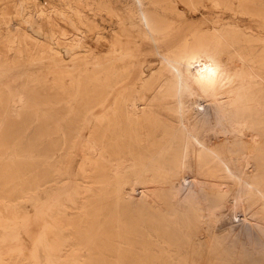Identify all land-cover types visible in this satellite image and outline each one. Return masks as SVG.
Here are the masks:
<instances>
[{
  "label": "rangeland",
  "instance_id": "obj_1",
  "mask_svg": "<svg viewBox=\"0 0 264 264\" xmlns=\"http://www.w3.org/2000/svg\"><path fill=\"white\" fill-rule=\"evenodd\" d=\"M69 1L74 12L65 8L76 22L82 16L88 24V17L94 21L88 26H97L111 8L124 27L103 31L99 41L106 46L87 39L94 53L79 47L70 56L43 57L11 71L0 62V264H52L50 255L73 245L78 249L73 264H264V256L246 246L231 252V235L217 233L191 202L182 208L172 203L164 166L174 168L179 157L182 96L175 95L174 80L158 87L159 58L173 47L178 39L173 37L199 30L175 56L185 61L203 48L223 63L227 79L212 87L218 89L217 100L231 118L248 120L246 142L258 146L242 148L245 140L232 139L221 148L225 154L245 153L264 187V0ZM179 8L187 13L186 27L163 37ZM141 12L160 30L145 31ZM59 65L62 78L55 72ZM143 70L149 74L139 81ZM132 101L142 102L141 116L130 109ZM168 115L175 122L169 123ZM225 192L208 194L212 204Z\"/></svg>",
  "mask_w": 264,
  "mask_h": 264
},
{
  "label": "bare ground",
  "instance_id": "obj_2",
  "mask_svg": "<svg viewBox=\"0 0 264 264\" xmlns=\"http://www.w3.org/2000/svg\"><path fill=\"white\" fill-rule=\"evenodd\" d=\"M70 4L71 2L69 0L0 1V62H4V66L7 70L11 71L14 66L22 65L25 63L31 65L34 60L42 59L43 57H53L54 59L67 57L72 55L79 47H86L85 50L94 53L93 51L95 49L91 47L89 48V46L86 45L87 39H92V41H95V43L98 45V42H100L102 45L106 46L107 43L105 41H99L101 38L103 39V31H108L110 29L116 31V29L124 27V24H122L120 20L121 18H119L118 15L114 12L115 10L113 11L111 8L107 9L106 14L105 12H103L104 15L100 12L102 14L100 19L101 21L96 23L97 26H88L89 23H94V21H92V19L88 18L87 16H85L87 17L85 19H87V21L90 20L89 22H87L88 24L84 23L83 20L81 21V19H83L81 18L82 16H77L76 22L71 19L72 17L70 16V12L68 11L70 8H73L70 7ZM65 7L70 8L67 10ZM88 8L90 7H86L87 10ZM102 9L104 8L102 7ZM76 14L78 15V13ZM95 14H97V12ZM98 16L100 17L99 12ZM186 18L187 13L185 12L184 8H179V14L175 18L174 24L171 25L170 29L164 31L162 33V36L164 37L170 35L180 26L186 27ZM140 22L145 31L157 32L160 30L155 29L151 26L150 21L147 19L143 12H141L140 14ZM82 24L85 27L83 26L82 28ZM114 24H116V26L110 27ZM64 26H70L68 28L71 30V32H68V30ZM198 31L199 30L193 28H190L189 30L187 29L186 32L179 31L173 37L175 39H178H176L177 41L170 49V51L167 54H160L161 56L159 55V61L163 63V71L159 74L158 87L162 89L169 83L170 80H174V82L176 83L175 95L182 96V100L180 102L181 106L178 105L177 100L174 101L177 103L178 107H180L181 110L178 115L179 117L177 116L181 133L180 150L178 154L179 157L176 160V165L174 168L169 167V165H165L164 169H167L166 171L163 170L167 173V176L170 179V182L168 183V191H171L170 193L172 203L175 206L182 208L188 202H191L192 205H194V209L197 211V214H199L202 219L206 218L208 220V223H210V227L214 226L217 233L223 231L229 233L231 235V252L237 254L244 246H246L251 250L253 254L264 256V216L260 215V210H264V187L258 182L255 177L256 165L252 160L246 157L245 153L225 154L221 148V145L225 146L226 144H229L232 139L236 140V142L245 140V143H241L242 148H254L255 146H258V144H251L249 142H246V140L249 141L250 139L246 131V128L249 124L248 120L243 118V116L242 118L239 116H233L231 118L230 115H228V113L225 111V107L221 103L222 100L221 102L217 100L218 89L213 90L212 88L215 86H219V84H222V82L227 79L228 71L225 69L223 63L217 62V60L214 59L215 56H207L203 51V48H201V50L199 51H195L189 54V58L185 61L175 56V53L181 48L187 50V45L184 46V44L188 43L189 38L196 37ZM122 54H124V52ZM31 69L33 70V72L40 71V69H35L34 67ZM55 72L58 74V78H62V74L65 73V70L62 69V65H59L58 69ZM31 74L33 75V73ZM141 74L142 76L140 74L139 76H141L142 78H140L139 81L143 79L144 75H147L149 73L143 70ZM39 77L40 76L33 77L31 81L37 83ZM54 77L56 78V75ZM48 79L49 78H47V80ZM15 88L13 87V89ZM49 89L51 91V88H47V90ZM53 90L55 91L57 89ZM23 91L26 92V90ZM142 92L143 90L139 89V93L141 94ZM137 96H139V94ZM23 97L24 96L22 92L19 91L16 96V103L20 104L24 99ZM140 98L144 100L145 105L148 101L147 99H145L147 97L141 95ZM141 103H138L137 101H132L130 103V109L133 112H136L139 116H141V110H143L139 108L142 105ZM175 119L176 117L172 115H168L166 117V120L169 123L175 122ZM156 121L158 122V120ZM87 145L84 147H87ZM204 155L206 156L204 157ZM137 189L132 190L136 191ZM212 191H226L223 200L219 203L216 202L215 204H212V200H210L208 196V194H211ZM248 195H254L256 197L255 202H249ZM157 203V200L153 201L154 205H156ZM194 214H196V212ZM194 214L193 216H195ZM196 218L197 216L195 217V219ZM77 252L78 249L74 247V245L68 250H64L63 247L59 248V251L58 253H56V255H50L52 256V264H73V256H75Z\"/></svg>",
  "mask_w": 264,
  "mask_h": 264
}]
</instances>
